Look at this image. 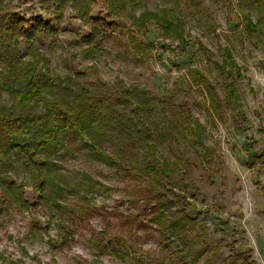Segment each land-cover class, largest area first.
I'll use <instances>...</instances> for the list:
<instances>
[{"label": "trees", "instance_id": "1", "mask_svg": "<svg viewBox=\"0 0 264 264\" xmlns=\"http://www.w3.org/2000/svg\"><path fill=\"white\" fill-rule=\"evenodd\" d=\"M223 1L239 9L247 37L264 34V0ZM99 3L101 14L93 16ZM38 4L45 14L29 15L14 0H0V209L30 210L28 187L39 193L41 204L58 211L71 196L91 202L103 195L108 188L92 172L65 171L69 161L85 156L123 169L127 179L145 186L144 200L155 201L151 221L176 264H257L253 247L240 240V231L231 239L216 238L189 211L190 200L202 194L189 175L210 165L216 154L201 119L187 109L178 123L154 126L139 88H114L103 79L88 80L81 71L63 75L37 39L39 34L56 37L71 6L78 19L90 24L75 41L85 59L103 56L106 42L118 30H131L138 48L152 45L139 39L152 24L166 38L182 40L186 35L183 11L194 7V12L202 13V0H166L157 8H151L148 0H38ZM222 50V62L213 64L224 78L221 91L192 65V55L188 73L195 85L205 89V110L215 120L222 121L229 113L247 131L251 121L240 87L246 75L232 48ZM181 139L202 160L192 161L184 154L170 157L165 152V145ZM61 227L67 245L74 229L65 222ZM39 232L36 228L34 234ZM112 253L121 259L129 256L119 248ZM0 264H9L1 252ZM95 264L106 263L97 259Z\"/></svg>", "mask_w": 264, "mask_h": 264}, {"label": "rangeland", "instance_id": "2", "mask_svg": "<svg viewBox=\"0 0 264 264\" xmlns=\"http://www.w3.org/2000/svg\"><path fill=\"white\" fill-rule=\"evenodd\" d=\"M14 1L29 15L36 11L45 14L38 0ZM164 1L148 0V4L157 8ZM202 2V13L194 12V7L183 11L184 39L166 38L152 24L139 38L152 45L138 48L130 37L131 30H118L106 42L104 55L96 60L85 59L80 53L75 41L87 33L90 24L78 19L71 6L66 9L56 37L39 34L37 39L63 75L81 71L88 80L103 79L114 88H139L154 126L178 123L187 109L199 117L208 129V143L216 154L210 165L194 169L189 175L202 192L190 200L189 211L205 222L216 238L231 239L235 231H240V240L253 247L257 264H264V159L258 157V149L264 152V34L247 37L242 28L243 15L236 6L223 0ZM102 9L99 3L93 16L100 15ZM225 46L232 48L246 75L240 87L251 121L247 131L229 113L224 120H215L205 110V89L195 85L188 73L192 55V65L221 91L224 78L213 64L222 62ZM164 149L170 157L184 154L192 161L202 160L184 139ZM66 165L65 171L75 174L92 172L108 189L91 202L71 196L58 211L41 204L37 200L39 193L28 187L30 210L18 206L0 209V252L7 263L95 264L100 259L106 264H176L151 221L155 201L144 200V185L127 179L123 169L85 156ZM55 211L56 217L50 219ZM63 222L74 229L67 245L62 242ZM36 228L41 235L34 234ZM109 241L114 244L109 245ZM113 248L129 256L121 259L112 253Z\"/></svg>", "mask_w": 264, "mask_h": 264}]
</instances>
